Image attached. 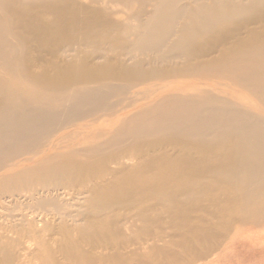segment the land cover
Masks as SVG:
<instances>
[{
    "label": "bare ground",
    "instance_id": "6f19581e",
    "mask_svg": "<svg viewBox=\"0 0 264 264\" xmlns=\"http://www.w3.org/2000/svg\"><path fill=\"white\" fill-rule=\"evenodd\" d=\"M10 204L36 264L201 262L264 221V0H0Z\"/></svg>",
    "mask_w": 264,
    "mask_h": 264
},
{
    "label": "rangeland",
    "instance_id": "374dc122",
    "mask_svg": "<svg viewBox=\"0 0 264 264\" xmlns=\"http://www.w3.org/2000/svg\"><path fill=\"white\" fill-rule=\"evenodd\" d=\"M9 209L0 217V228L8 223L12 216L18 213L17 206L10 204ZM212 221L218 223L216 218ZM167 228L164 235L165 239H176V232L172 230L169 223L165 222ZM47 237H56L57 240L62 238L59 232H47ZM13 236V237H12ZM0 237L15 238L18 242H21L17 246V251L22 255V259L18 264H36L31 262L30 256L25 257L30 251L36 249L35 245H31L28 240V236H22L19 234L4 233L0 231ZM25 238V239H24ZM174 251H180L178 248H172ZM97 252H105V249L99 248ZM26 254V255H25ZM23 255L24 258H23ZM59 264H68L63 256L58 255ZM183 264H264V221L263 219L256 225L247 224L243 228H238L236 232L231 234H223L218 239V243L214 245L211 255L201 262L192 263L189 260Z\"/></svg>",
    "mask_w": 264,
    "mask_h": 264
}]
</instances>
